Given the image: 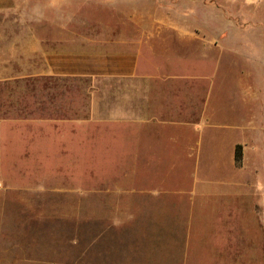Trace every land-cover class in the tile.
<instances>
[{
    "label": "crops",
    "instance_id": "0c3cea01",
    "mask_svg": "<svg viewBox=\"0 0 264 264\" xmlns=\"http://www.w3.org/2000/svg\"><path fill=\"white\" fill-rule=\"evenodd\" d=\"M22 1L0 0V143L17 153L50 154L54 92L47 79L88 80L93 151L125 171L126 187L142 188L126 189V196L139 194L157 205L172 200L164 203L173 220L167 229L174 235L170 264H264V123L257 117L246 128L229 122L224 111L216 116L209 78L194 73L203 68L182 67L169 50L152 45L155 39H196L184 22L129 17L120 24L132 35L112 38L93 23L70 46L68 19L18 17L29 2ZM44 1L52 8L54 0ZM81 136L72 138L76 153ZM111 147L123 151L120 166L105 154ZM180 212L188 218L184 228ZM179 226L187 234L185 247L176 243Z\"/></svg>",
    "mask_w": 264,
    "mask_h": 264
},
{
    "label": "rangeland",
    "instance_id": "374dc122",
    "mask_svg": "<svg viewBox=\"0 0 264 264\" xmlns=\"http://www.w3.org/2000/svg\"><path fill=\"white\" fill-rule=\"evenodd\" d=\"M17 16L68 19L70 46H76L82 30L84 35L92 31L93 23L112 38L132 35L120 24L129 17L180 20L196 39H155L156 50H169L182 67L203 68L194 73L209 78L216 116L224 111L229 122L246 128L257 117L264 123V0H54L52 8L44 0H29ZM47 81L54 92L51 153H17L0 143V264H170L174 235L167 229L173 220L164 208L172 200L157 205L139 194L126 196V189L142 188L126 187L125 171L93 151L88 80ZM21 98L26 101L24 93ZM77 133L82 135L79 153L72 139ZM112 144L117 147V141ZM112 148L105 154L120 166L123 151ZM180 214L177 221L184 228L188 218ZM163 227L166 231L159 232ZM186 235L180 227L176 243L184 246Z\"/></svg>",
    "mask_w": 264,
    "mask_h": 264
},
{
    "label": "trees",
    "instance_id": "16d2710c",
    "mask_svg": "<svg viewBox=\"0 0 264 264\" xmlns=\"http://www.w3.org/2000/svg\"><path fill=\"white\" fill-rule=\"evenodd\" d=\"M241 159V150H240V147H236V150H235V160L236 162H239Z\"/></svg>",
    "mask_w": 264,
    "mask_h": 264
}]
</instances>
